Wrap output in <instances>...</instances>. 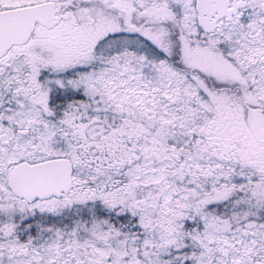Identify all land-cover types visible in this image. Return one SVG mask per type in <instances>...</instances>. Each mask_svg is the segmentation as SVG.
Wrapping results in <instances>:
<instances>
[{"label": "snow or ice", "instance_id": "1", "mask_svg": "<svg viewBox=\"0 0 264 264\" xmlns=\"http://www.w3.org/2000/svg\"><path fill=\"white\" fill-rule=\"evenodd\" d=\"M0 264H264V0H0Z\"/></svg>", "mask_w": 264, "mask_h": 264}]
</instances>
